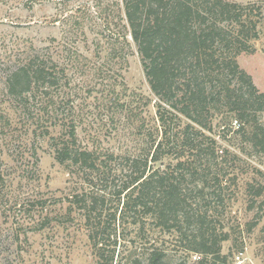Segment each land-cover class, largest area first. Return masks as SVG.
Listing matches in <instances>:
<instances>
[{"label":"rangeland","instance_id":"1","mask_svg":"<svg viewBox=\"0 0 264 264\" xmlns=\"http://www.w3.org/2000/svg\"><path fill=\"white\" fill-rule=\"evenodd\" d=\"M224 1L257 6L252 14L254 21H260L254 51L239 55L238 62L264 93V0ZM107 2L96 8L97 0H0V62L6 57L5 47L31 42L53 56L69 82L59 92L57 118L51 105H45L41 117L29 116L8 97L7 75L0 72V162L7 187L0 209L10 217L5 222L0 212V264H108L112 255L113 264H135L146 260L154 245L164 249L168 264L200 260L194 258L198 254L185 251L180 238L163 232L144 215L138 226L130 220L116 223L117 244L114 237L106 240L100 260L85 211L70 202L74 195L89 192L90 185L82 172L56 160L51 139L67 135L72 124L82 149L106 162L107 155L114 156L108 166H102L105 178L95 189L106 194L105 210L114 211L120 204L112 193L130 179V159L147 157L148 168L174 169L181 153L180 148H169L159 162H152L154 142L162 138L159 99L131 37V47L122 58H112L100 32ZM70 16L83 26L72 31L66 23ZM209 120L211 130H204L209 139L201 142L210 166L221 162L218 168L226 186L223 204L219 197L211 200L210 229L229 235L221 244L228 264H264V219L259 220L264 215L259 207L264 196L248 194L249 185L264 186V155L239 133L237 116L222 112ZM258 120L264 125V113L258 114ZM180 127L175 121L173 128ZM233 177L235 184L230 181ZM183 182L191 185L189 180ZM101 221L110 232L115 227L112 219Z\"/></svg>","mask_w":264,"mask_h":264},{"label":"trees","instance_id":"2","mask_svg":"<svg viewBox=\"0 0 264 264\" xmlns=\"http://www.w3.org/2000/svg\"><path fill=\"white\" fill-rule=\"evenodd\" d=\"M107 1L103 7L104 30L100 32L112 49V58H122L131 47V37L151 90L159 99L157 116L162 138L154 142L152 162H159L169 148H180L181 153L174 169L148 168L147 157L130 159V179L112 193L120 204L114 211L105 210L106 194L95 189L105 178L101 176L102 166H108L114 156L107 155L106 162L96 153L82 149L72 124L67 135L51 139L56 160L82 172L90 185L89 192L74 195L70 202L85 211L92 229L90 238L100 260L104 258L106 240L114 237L117 244L116 223L130 220L138 226L144 215L163 232L180 238L187 253L198 254L200 260L196 264H228L229 256L221 254V244L229 235L210 229L211 200L219 197L224 203L221 199L226 186L218 168L221 162L210 166L201 139H209L204 133L211 130L209 118L226 112L239 118V133L264 155V125L258 120V114L264 113V93L238 62L239 55L254 51L252 42L258 37L260 21H254L252 14L257 6L224 0ZM105 2L97 0L95 7ZM66 23L72 31L83 26L71 16ZM29 43L4 48L6 57L0 62V72L7 75L8 97L29 116L41 117L45 105H51L57 118L59 92L69 86L66 71L47 50ZM175 121L181 123L180 129L173 128ZM186 180L191 181L190 186L184 184ZM230 181L235 184L236 178ZM6 189L0 162V197ZM248 194L261 198L264 186L256 189L249 185ZM259 207L264 212V197ZM0 212L5 222L10 219L5 211ZM108 219L115 223L111 232L107 225H101V220L108 223ZM149 251L146 260L135 264H168L164 249L154 245ZM114 259L112 255L108 264H113Z\"/></svg>","mask_w":264,"mask_h":264},{"label":"built area","instance_id":"3","mask_svg":"<svg viewBox=\"0 0 264 264\" xmlns=\"http://www.w3.org/2000/svg\"><path fill=\"white\" fill-rule=\"evenodd\" d=\"M195 258V260H197V259H199L200 257H198V256H196V257H194ZM238 261H240V259L238 258Z\"/></svg>","mask_w":264,"mask_h":264}]
</instances>
